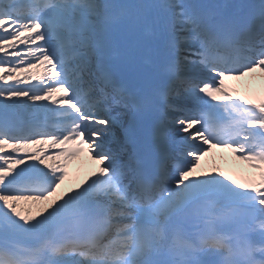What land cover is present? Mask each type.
I'll return each mask as SVG.
<instances>
[{"label": "snow or ice", "instance_id": "6c2138e0", "mask_svg": "<svg viewBox=\"0 0 264 264\" xmlns=\"http://www.w3.org/2000/svg\"><path fill=\"white\" fill-rule=\"evenodd\" d=\"M257 69L264 0H0V264H264Z\"/></svg>", "mask_w": 264, "mask_h": 264}, {"label": "bare ground", "instance_id": "6f19581e", "mask_svg": "<svg viewBox=\"0 0 264 264\" xmlns=\"http://www.w3.org/2000/svg\"><path fill=\"white\" fill-rule=\"evenodd\" d=\"M246 81H252L253 84L254 92L249 93V95H251L253 99H258L261 85L264 84V73L258 71L250 78H246ZM228 83L236 82L229 81ZM202 163L207 165L209 170H211L213 166H216L226 173L235 175L238 178L246 175H255L244 162L237 160L236 157L226 149H214ZM94 167L95 166L87 159L86 153L75 161H69L67 166L68 178L64 185H62L61 191L75 187L76 182L78 180H83ZM36 206L35 204L32 205L33 208Z\"/></svg>", "mask_w": 264, "mask_h": 264}, {"label": "rangeland", "instance_id": "374dc122", "mask_svg": "<svg viewBox=\"0 0 264 264\" xmlns=\"http://www.w3.org/2000/svg\"><path fill=\"white\" fill-rule=\"evenodd\" d=\"M35 71H37V70H35ZM38 71H39V72H41V71H42V69H38ZM30 203H31V202H30ZM31 206H32V205H31Z\"/></svg>", "mask_w": 264, "mask_h": 264}]
</instances>
